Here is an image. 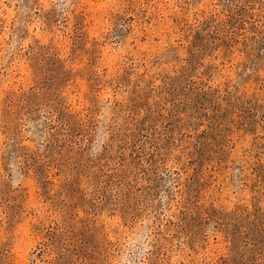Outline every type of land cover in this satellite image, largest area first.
<instances>
[{
  "label": "rangeland",
  "instance_id": "1",
  "mask_svg": "<svg viewBox=\"0 0 264 264\" xmlns=\"http://www.w3.org/2000/svg\"><path fill=\"white\" fill-rule=\"evenodd\" d=\"M0 264H264V0H0Z\"/></svg>",
  "mask_w": 264,
  "mask_h": 264
}]
</instances>
